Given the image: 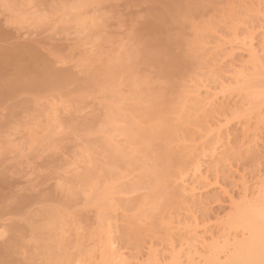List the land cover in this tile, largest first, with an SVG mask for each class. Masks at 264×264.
<instances>
[{"label": "rangeland", "instance_id": "1", "mask_svg": "<svg viewBox=\"0 0 264 264\" xmlns=\"http://www.w3.org/2000/svg\"><path fill=\"white\" fill-rule=\"evenodd\" d=\"M0 34L70 73L0 68V195L34 198L16 263L231 260L264 214V0H0Z\"/></svg>", "mask_w": 264, "mask_h": 264}, {"label": "bare ground", "instance_id": "2", "mask_svg": "<svg viewBox=\"0 0 264 264\" xmlns=\"http://www.w3.org/2000/svg\"><path fill=\"white\" fill-rule=\"evenodd\" d=\"M194 1V0H193ZM198 1V0H197ZM175 2V1H174ZM173 2V3H174ZM201 2V1H200ZM172 3V2H171ZM170 4L171 6L172 5H175V3L174 4ZM180 3H181V1H180ZM191 3V2H190ZM168 4V5H169ZM196 4H198V3H196ZM201 4V3H200ZM178 5H181V4H179V2H178ZM184 5V4H183ZM182 5V6H183ZM194 6H195V4H194ZM174 7V6H173ZM172 7V8H173ZM176 7V6H175ZM178 7V6H177ZM176 7V8H177ZM184 7V6H183ZM193 7V6H192ZM171 8H169L168 9V13H166V12H164L163 13V15H161V20H163V22L164 23H166L167 22V25L170 23V22H177V21H179V15H181V14H178L177 13V11L175 12L174 11V9L175 8H173V10H170ZM178 9H180V11L183 13V11L182 10H184V9H182V8H178ZM195 9H197V8H195ZM165 10V9H164ZM199 10V9H198ZM159 13V12H158ZM159 14H162V13H159ZM185 17V16H184ZM181 19H182V17H181ZM183 20H185V19H183ZM182 20V21H183ZM182 23H184V22H182ZM150 24V23H149ZM148 26V29H146L145 30V32H147L148 31V33L151 31H154V30H156V32L155 33H157V25H156V27L155 26H153V28H152V26H151V28H150V26L149 25H147ZM147 26H145V27H147ZM155 27V28H154ZM160 29V28H159ZM144 31V30H143ZM150 32V33H151ZM154 32H152V33H154ZM149 33V34H150ZM154 33V35H156ZM3 34V33H2ZM2 34H0V35H2ZM152 35V34H151ZM153 35V36H154ZM5 39V38H4ZM157 41V40H156ZM161 41V40H160ZM155 42V41H154ZM154 42H152V44L154 45V46H152L153 48L154 47H156L157 48V45H158V43L157 42H155V44H154ZM163 42V41H162ZM162 42H160V44H162ZM156 43H157V45H156ZM172 43L174 44L175 42H172V40L170 39V41H167L165 44H164V46H162V47H160V45H158V48L157 49H160V48H162L163 49V51H164V53L166 54L167 53V55L168 56H171V55H173V51H172ZM164 47V48H163ZM23 48V47H22ZM149 48V47H148ZM147 48V49H148ZM161 49V50H162ZM21 50V49H20ZM20 50H19V53L16 55V52H15V55L16 56H13L12 54V56L13 57H11V55H9L8 57L9 58H11V60L10 59H8V61H10L9 63H10V65L8 64V61H4V60H0V68L2 69V67L4 68H7L8 69V66H10L11 67V65L12 66H16L17 65V63H19L20 62V64H21V62L22 61H29V64H27V65H29V66H26V63H25V66L26 67H28V68H25L24 70H28V69H30V70H34V68H35V65L36 64H38V62L36 63L35 62V60L37 61V60H39V62L41 61L40 59H42V58H37V57H39V56H37L36 57V55H33V57H32V54L34 53V52H30L31 50L29 49V52H28V49L26 50V49H24V50H26V52H24L23 51V49H22V52H20ZM15 51V50H14ZM36 52V51H35ZM157 53V52H156ZM163 53V52H162ZM1 54H3V53H1ZM1 54H0V56H1ZM5 54V53H4ZM27 54H29V55H27ZM159 54V53H158ZM7 55V54H6ZM3 56V55H2ZM5 56V55H4ZM7 57V56H6ZM34 57H36V59H34ZM162 57V56H161ZM1 59H3V58H1ZM4 59H5V57H4ZM44 59V58H43ZM155 59H159V56L158 55H156L155 56ZM6 60V59H5ZM31 61V62H30ZM180 61V60H179ZM160 62V61H159ZM181 62V61H180ZM30 63H33L31 66H32V68H31V66H30ZM6 64H8V66L6 65ZM13 64H16V65H13ZM24 64V62H22V65ZM40 64V63H39ZM175 64H176V61L174 60V59H172V60H170V62H169V65L168 66H170L171 68L172 67H174L175 66ZM181 64V63H180ZM19 65V64H18ZM44 65H46V63L44 64ZM178 65V64H177ZM37 66V65H36ZM39 66V65H38ZM47 66V65H46ZM46 66H45V68L44 69H39V68H35V70L33 71V75H32V77L28 80V81H25L23 84H24V86L27 88L28 87V89L29 88H36V90H38L37 89V87H39V86H41V89H42V87H44V86H42V85H45V86H49L50 87V85H61V86H63V84L64 83H66L67 81H70L69 80V78H70V76H69V74L70 73H67L66 71L64 72H61V73H55V72H53L54 70H49L50 68H46ZM51 66V65H50ZM24 67V66H23ZM22 67V68H23ZM47 67H49V66H47ZM176 67V66H175ZM1 69H0V71H1ZM3 70V69H2ZM5 70V69H4ZM30 70H29V72H30ZM52 71V72H51ZM3 72V71H2ZM26 72H28V71H26ZM17 73V72H16ZM22 73V75H24L23 74V71L21 72ZM25 75H27V74H25ZM2 79V78H1ZM20 81H21V79H20ZM13 82H14V80H13ZM17 82V81H16ZM2 83V82H1ZM17 83H20V82H17ZM69 83V82H68ZM20 85V84H19ZM18 86V85H17ZM24 86H22V88L24 87ZM17 89V88H16ZM39 89H40V87H39ZM44 89V88H43ZM15 90V87L14 86H12V84L11 83H9V84H7V86L5 87V91L7 92V93H9V92H12V91H14ZM30 90V89H29ZM39 91V90H38ZM1 92V91H0ZM2 92H4V91H2ZM1 92V94H2V97H1V95H0V97L1 98H3L4 96L3 95H6L7 93L6 92H4V94ZM8 99V98H7ZM2 101H4L3 99H0V105L2 106ZM4 104V103H3ZM17 107V106H16ZM6 110V109H5ZM10 118H12V116L10 117ZM4 120V119H3ZM2 123V122H1ZM5 173V172H4ZM1 174V173H0ZM0 177H2V176H0ZM4 178V177H3ZM1 179V178H0ZM4 179H6V178H4ZM10 179V178H9ZM8 179V180H9ZM0 184H2V183H0ZM4 184H6V183H3L2 185H4ZM1 185V186H2ZM8 185V184H7ZM1 186H0V190L2 189L3 191L6 189V188H1ZM14 188H15V186H14ZM264 189V188H263ZM10 190V189H9ZM7 191H8V189H7ZM193 192H196V189L194 190H192ZM5 192V191H4ZM10 192V191H9ZM13 192V191H12ZM0 193H1V191H0ZM6 193V192H5ZM263 193V192H262ZM261 193V194H262ZM8 195V194H7ZM19 195V194H18ZM195 195V194H194ZM0 196H2V199H0L1 201H0V264H18V262L21 264L22 262L21 261H18L17 263H16V261H17V258L15 257L17 254L19 255V253H18V249H19V246L21 245V242H22V240L24 241V237H25V233L26 232H24L25 230H26V228H25V226H24V223H29L30 221H31V219L33 218L32 217V214H30V213H27L28 212V207L29 208H31L32 207V204H33V200H34V198L33 197H29V198H27V196L25 197V196H23L22 197V195L21 196H19L20 198H17V196H14V197H16V201H14V202H12V203H8V198L6 199V200H8V201H6L5 199H4V202L2 201L3 200V198H5L4 196L5 195H3V193L0 195ZM10 196V195H9ZM34 196V195H33ZM260 196V195H259ZM262 196H264V193H263V195ZM13 197V196H12ZM31 198V199H30ZM259 198V197H258ZM257 198V199H258ZM9 199H11V198H9ZM13 199V198H12ZM33 199V200H32ZM259 200H261V202H262V200H263V202H264V199H262V197H261V199H259ZM6 201V202H5ZM10 202V201H9ZM264 204V203H263ZM31 206V207H30ZM27 208V209H26ZM24 210H26L27 212H25ZM37 213V212H36ZM14 217V218H17L18 219V221L16 220V221H13L11 218H9V217ZM260 217V218H259ZM259 219V220H258ZM256 222H252L251 223V226H249L250 228H248V230H249V232H250V235H249V239H247L246 241H244V242H240V243H238L237 244V246L235 247V251H234V254H232L231 255V260L228 262V263H225V264H264V214H263V216L261 217V216H258L256 219H254ZM33 221V220H32ZM258 221V222H257ZM31 223V222H30ZM29 229H30V227H29ZM32 229H30V232H32L33 233V235H34V233L35 232H33V231H31ZM35 230V229H34ZM27 231V230H26ZM28 239V238H27ZM230 240V239H229ZM205 241V240H204ZM203 241V242H204ZM30 242V241H29ZM227 243V242H226ZM44 244V243H43ZM42 245V244H41ZM29 246V245H28ZM201 246V245H200ZM44 247H45V244H44ZM202 247V246H201ZM22 248V247H21ZM42 248H43V245H42ZM190 249H191V247H189ZM31 249V248H30ZM47 249V248H46ZM189 249V250H190ZM24 250V249H23ZM25 250H26V248H25ZM199 251V250H198ZM206 251V250H205ZM208 251V250H207ZM27 252V251H26ZM31 252V251H30ZM191 252V251H190ZM21 253V252H20ZM22 253H23V251H22ZM29 253V252H28ZM192 253V252H191ZM196 256H197V258L198 259H202V260H204V259H208V258H205L204 257V259L201 257V255L199 254V253H196L195 254ZM23 256V255H22ZM179 256V255H178ZM178 256H176V259H175V261L177 260L178 261V259L180 258V257H178ZM189 256V255H188ZM25 257V256H24ZM27 257V256H26ZM175 257V256H174ZM20 258V257H19ZM22 261L24 260V259H22V258H20ZM27 259H28V257H27ZM26 259V260H27ZM217 258H214V259H210V262L212 263V264H220L219 262H218V259L216 260ZM186 260H187V262H188V264H197L195 261H196V257L195 256H189L188 258H186ZM165 261V260H164ZM175 261H174V263H175ZM201 261V260H200ZM24 262V261H23ZM27 262V261H26ZM31 262V261H30ZM186 262V263H187ZM203 262V261H202ZM201 262V263H202ZM207 260L205 261V264H207ZM204 263V262H203ZM210 263V264H211ZM177 264V263H176Z\"/></svg>", "mask_w": 264, "mask_h": 264}]
</instances>
